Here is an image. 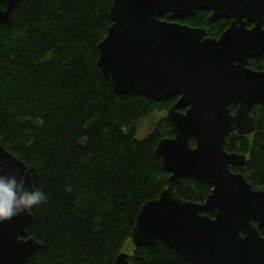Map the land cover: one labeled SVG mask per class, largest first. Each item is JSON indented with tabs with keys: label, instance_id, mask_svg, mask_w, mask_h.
<instances>
[{
	"label": "trees",
	"instance_id": "1",
	"mask_svg": "<svg viewBox=\"0 0 264 264\" xmlns=\"http://www.w3.org/2000/svg\"><path fill=\"white\" fill-rule=\"evenodd\" d=\"M113 1L20 0L9 15L0 3V142L48 196L30 210L26 235L42 246L25 264H114L123 252L132 264H187L165 243L131 242L142 206L168 186L170 173L155 151L161 139L175 136L166 112L178 97L119 94L104 76L98 46L112 24ZM209 15L178 22L217 38L226 21L210 23ZM250 67L264 71V53ZM252 115L256 132H234L225 149L250 155L232 171L264 189V105ZM148 121L152 130L140 138ZM211 192L191 178L177 186L181 199L197 203Z\"/></svg>",
	"mask_w": 264,
	"mask_h": 264
},
{
	"label": "water",
	"instance_id": "2",
	"mask_svg": "<svg viewBox=\"0 0 264 264\" xmlns=\"http://www.w3.org/2000/svg\"><path fill=\"white\" fill-rule=\"evenodd\" d=\"M19 2L0 0L8 15ZM199 11L231 26L215 39L174 21ZM110 18L98 65L114 90L155 101L179 96L166 114L175 136L161 139L155 151L170 173L168 186L142 206L131 232L134 247L162 242L187 264H264V191L232 172L247 157L225 149L234 131H256L252 108L264 105V71L249 67L264 53V0H114ZM0 172L24 176L34 188L29 167L1 142ZM184 178L212 186L204 203L179 197ZM33 221L26 211L0 222V264H25L41 248L26 236ZM114 264L132 263L121 253Z\"/></svg>",
	"mask_w": 264,
	"mask_h": 264
},
{
	"label": "clouds",
	"instance_id": "3",
	"mask_svg": "<svg viewBox=\"0 0 264 264\" xmlns=\"http://www.w3.org/2000/svg\"><path fill=\"white\" fill-rule=\"evenodd\" d=\"M24 176L6 175L0 172V222L47 201V194L40 189L29 188Z\"/></svg>",
	"mask_w": 264,
	"mask_h": 264
},
{
	"label": "flooded vegetation",
	"instance_id": "4",
	"mask_svg": "<svg viewBox=\"0 0 264 264\" xmlns=\"http://www.w3.org/2000/svg\"><path fill=\"white\" fill-rule=\"evenodd\" d=\"M200 12V11H199ZM198 12V13H199ZM207 12H210V15H209V17H208V20H209V22L210 23H212V22H216V21H218V20H225L226 21V26H225V28L223 29V32L219 35V37H217L216 39H219L228 29H229V27L231 26V20H229V19H227V18H221V19H218V20H215V21H211L210 20V17H211V15H212V12L211 11H207ZM197 15V14H196ZM195 16V15H194ZM192 17V16H191ZM183 18H188V17H183ZM183 18H179V19H177V20H174V21H176V22H178V20H180V19H183ZM180 23V22H179ZM181 24H183V23H181ZM183 25H187V24H183ZM187 26H189V25H187ZM247 26H248V28H253L254 27V24L253 23H247ZM190 27H192V26H190ZM193 28H197V27H193ZM198 29H205V28H198ZM205 30H207V29H205ZM207 32H208V30H207ZM208 36L209 37H211V38H215V37H212V36H210L209 35V32H208ZM250 67V66H249ZM253 135V134H252ZM245 156L247 157V162H246V164L245 165H243V166H238L237 168H240V167H244V166H246L247 165V163H248V160H249V158H250V155H246L245 154ZM250 182V181H249ZM251 183V182H250ZM252 184V183H251ZM253 187H254V185H253ZM255 189H258V190H263L264 191V189H262V188H256V187H254ZM262 228H264V227H262Z\"/></svg>",
	"mask_w": 264,
	"mask_h": 264
},
{
	"label": "rangeland",
	"instance_id": "5",
	"mask_svg": "<svg viewBox=\"0 0 264 264\" xmlns=\"http://www.w3.org/2000/svg\"><path fill=\"white\" fill-rule=\"evenodd\" d=\"M151 126H150V122H145L143 124V127L141 128V131H140V135L139 137L140 138H145L150 132H151Z\"/></svg>",
	"mask_w": 264,
	"mask_h": 264
}]
</instances>
